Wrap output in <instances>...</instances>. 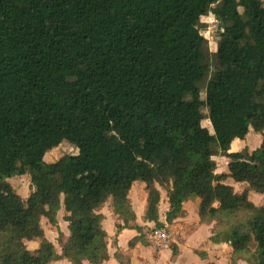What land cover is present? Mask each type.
<instances>
[{
	"label": "trees",
	"instance_id": "obj_1",
	"mask_svg": "<svg viewBox=\"0 0 264 264\" xmlns=\"http://www.w3.org/2000/svg\"><path fill=\"white\" fill-rule=\"evenodd\" d=\"M209 14L220 36L212 61ZM204 118L210 135L196 127ZM250 130L264 131V0H0V264L102 263L98 211L108 201L117 232H137L128 248L143 245L135 183L148 219L162 184L167 222L197 198L199 222L213 223L209 242L232 247L229 264H264V205L225 183L264 194V138L251 153L225 152L226 172L208 166ZM65 135L77 153L45 162L41 148ZM25 174L24 200L8 180ZM61 209L70 233L57 253L40 221Z\"/></svg>",
	"mask_w": 264,
	"mask_h": 264
},
{
	"label": "rangeland",
	"instance_id": "obj_2",
	"mask_svg": "<svg viewBox=\"0 0 264 264\" xmlns=\"http://www.w3.org/2000/svg\"><path fill=\"white\" fill-rule=\"evenodd\" d=\"M202 22L207 24V27L202 31V35L207 40L208 55L212 61L213 51L215 50L217 42L220 40L217 30V22L212 14L203 17ZM196 127L203 129L204 135H210L212 133L210 122L206 118L197 121ZM263 138L264 131L263 134H257L250 130L244 138L235 139L230 144L219 145V154L211 157L208 166L215 173L226 172L227 159L224 156L225 152L245 149L247 153H251L259 147ZM41 153L43 160L49 163L56 161L59 157L65 154H76L77 149L74 144V137L72 135H65L62 142L57 147L47 148L46 146H43L41 148ZM8 181L15 191L25 200L31 189L29 175L25 174L19 177L10 178ZM225 183L231 185L236 193L245 196L252 201L254 205H264V194H257L250 190L247 183H235L231 179L225 180ZM134 185L139 186L138 190L140 191L143 200V195L146 193L144 190V183H135ZM156 187L160 191L157 220L153 221L148 219L150 209L147 208L145 213L144 211L141 212L142 214L144 213V215L141 217V224H138L143 233H146V240L150 230L157 227L159 222L164 221L166 213L169 211L166 198V186L157 183ZM131 191L132 188L130 193H132ZM133 200L136 201L134 194ZM184 204L187 212L185 216L176 218L179 221L180 228L176 232L174 239L171 240L169 246V249L172 248L171 252L166 251L167 249L154 250L150 247L147 240L143 245L138 244L133 249H128L127 247V250L119 251L118 254L121 258L127 261L125 264H229L232 247L229 244H212L209 242L208 237L213 228V223L202 224L199 222L197 215L198 199H190ZM147 205L149 206L148 203ZM40 223L46 238L54 245L56 251L59 253V234L62 233L65 236L70 233L69 225L63 220L62 209L59 210L53 222L42 217ZM135 223L137 224V222ZM108 227L112 228V224L105 225V230L108 232V235H105V239L112 249H110V252L118 251V248H115V236L111 235L116 232L115 230L109 232ZM24 243L27 249L31 252L38 247L37 241L24 240ZM180 245L181 247L179 248ZM51 264L69 263L62 259L52 262ZM237 264H251V262L247 260H239Z\"/></svg>",
	"mask_w": 264,
	"mask_h": 264
},
{
	"label": "crops",
	"instance_id": "obj_3",
	"mask_svg": "<svg viewBox=\"0 0 264 264\" xmlns=\"http://www.w3.org/2000/svg\"><path fill=\"white\" fill-rule=\"evenodd\" d=\"M138 189H139V186L134 185L132 187V191H131L132 193L129 194L131 205H132V208H133L135 215H136L137 225L141 224L140 223L141 217L144 215L147 208L150 209V206H148L146 203V193H144L143 200H142V195ZM133 194L136 197V201L133 200ZM142 211H144L143 214L141 213ZM98 212L103 216L101 224H102V228L104 230L105 235H108L107 234L108 232H106V230H105V225H108L110 223L112 224V228L108 227V231L110 232L112 230H115L116 233L111 234V235L115 236V240H116L115 248H118V251L110 252L111 247H110V245H107L108 258H107V260L103 261L100 264H123V263L119 262V260L115 259L114 254L117 252L119 253V251L121 252V251L127 250L128 242L130 241V239H132L133 237H135L137 235V232L134 229H123V230L117 232L116 225L118 223L121 224V222L117 219V216L113 213V211L110 207L109 201L107 203H105L104 206L101 207ZM180 247H181V245L179 246V248ZM139 248H140V246H139ZM171 250H172V248L167 249L166 251L171 252ZM64 261L70 264L69 261H67V260H64Z\"/></svg>",
	"mask_w": 264,
	"mask_h": 264
},
{
	"label": "built area",
	"instance_id": "obj_4",
	"mask_svg": "<svg viewBox=\"0 0 264 264\" xmlns=\"http://www.w3.org/2000/svg\"><path fill=\"white\" fill-rule=\"evenodd\" d=\"M179 228L177 219L170 223L166 220L162 221V226L154 227L148 233V244L154 250L169 249L171 240L174 239Z\"/></svg>",
	"mask_w": 264,
	"mask_h": 264
}]
</instances>
